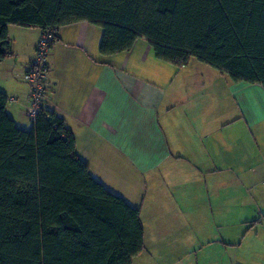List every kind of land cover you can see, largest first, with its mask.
<instances>
[{"label":"crops","instance_id":"obj_1","mask_svg":"<svg viewBox=\"0 0 264 264\" xmlns=\"http://www.w3.org/2000/svg\"><path fill=\"white\" fill-rule=\"evenodd\" d=\"M7 31L0 92L8 116L28 131L22 78L41 31ZM56 35L44 109L73 134L92 178L139 209L144 248L132 264L188 262L200 251L207 264L264 259V239L257 241L255 231L264 232L255 220L264 213V89L212 73L204 92L194 94L202 91L190 77L199 63L177 68L160 61L145 39L104 56L96 25H66ZM229 102L234 113L225 110Z\"/></svg>","mask_w":264,"mask_h":264},{"label":"trees","instance_id":"obj_2","mask_svg":"<svg viewBox=\"0 0 264 264\" xmlns=\"http://www.w3.org/2000/svg\"><path fill=\"white\" fill-rule=\"evenodd\" d=\"M83 21L101 28V55L145 39L160 61L196 60L264 89V0H0V62L8 26L52 33L51 48L60 27ZM7 104L0 92V264H132L144 248L139 209L92 178L55 112L26 131Z\"/></svg>","mask_w":264,"mask_h":264},{"label":"built area","instance_id":"obj_3","mask_svg":"<svg viewBox=\"0 0 264 264\" xmlns=\"http://www.w3.org/2000/svg\"><path fill=\"white\" fill-rule=\"evenodd\" d=\"M52 39V33H41L34 47V55L25 66L22 79L29 89L30 104L27 114L31 122L44 109L46 102L48 92L46 86L48 55Z\"/></svg>","mask_w":264,"mask_h":264},{"label":"rangeland","instance_id":"obj_4","mask_svg":"<svg viewBox=\"0 0 264 264\" xmlns=\"http://www.w3.org/2000/svg\"><path fill=\"white\" fill-rule=\"evenodd\" d=\"M190 62L199 63V65H200V66H196L195 73H191L192 75H190V77L194 79V82H195L196 86H198L199 89H202V91L195 90L196 92L194 94L201 95L204 92V90H205V88H203V87H206L205 84L207 85L209 80L215 79L213 77L215 74H212V73H220V72H218L217 70L213 69L212 67H210V66H208L206 64L197 62L196 60H191ZM204 69H209L208 70L209 72L208 71L205 72ZM229 105L232 106V109H229L228 104H227V108L225 110L227 112L234 113L233 112L234 107H233L232 103L229 102ZM233 217H235V215L229 216L227 218L229 219V218H233ZM255 220L264 223V213H259V216ZM261 229L262 228H260V227H256L255 231L259 232V235L256 236L257 241H260L261 239H264V235H262V233H264V232H262ZM246 242H249V241L245 240L243 242L244 245L246 244ZM208 253L211 254V249L208 251ZM202 261H203V256H202V252L200 251L198 253V256H197L196 259L194 257H192V259L188 260V262H185V261H180V262H176V263L175 262H169V263L167 262V263H164V264H207V263H203ZM255 262L257 264H264V259H261V258L258 257V259H256Z\"/></svg>","mask_w":264,"mask_h":264}]
</instances>
